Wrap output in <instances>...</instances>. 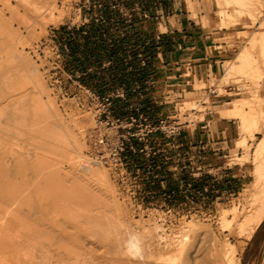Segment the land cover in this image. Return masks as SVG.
I'll list each match as a JSON object with an SVG mask.
<instances>
[{"label": "rangeland", "instance_id": "rangeland-1", "mask_svg": "<svg viewBox=\"0 0 264 264\" xmlns=\"http://www.w3.org/2000/svg\"><path fill=\"white\" fill-rule=\"evenodd\" d=\"M252 1L186 0L234 51L174 89L149 83L156 0H0V264H147L149 248L153 264H203L227 238L239 264H264V219L239 233L264 161V0Z\"/></svg>", "mask_w": 264, "mask_h": 264}, {"label": "crops", "instance_id": "crops-1", "mask_svg": "<svg viewBox=\"0 0 264 264\" xmlns=\"http://www.w3.org/2000/svg\"><path fill=\"white\" fill-rule=\"evenodd\" d=\"M156 1L158 6L155 11L146 15L152 22H148L142 34L147 39L144 45L147 67L154 72L149 83L172 85L178 89L181 85L192 83L194 77L202 78L215 72L218 63L232 55L234 50L225 41L216 40L222 38L220 31L211 27L208 18L202 23V14L194 13V5L187 8L186 0ZM208 91L210 95L217 96L213 89ZM203 135L206 136L204 146L210 144L215 147L222 143L210 140L209 133ZM219 147L221 145L216 146Z\"/></svg>", "mask_w": 264, "mask_h": 264}, {"label": "bare ground", "instance_id": "bare-ground-1", "mask_svg": "<svg viewBox=\"0 0 264 264\" xmlns=\"http://www.w3.org/2000/svg\"><path fill=\"white\" fill-rule=\"evenodd\" d=\"M253 2L254 1H252V0H244V3L250 8L251 7V5L253 4ZM226 2H224V5L226 6V4H225ZM240 4V3H239ZM220 5V4H219ZM191 6V5H190ZM243 9V8H242ZM247 10H248V8H247ZM246 10V11H247ZM250 10V9H249ZM248 10V11H249ZM218 11V10H217ZM222 11H224V10H222ZM249 13V12H248ZM223 15V14H222ZM223 17H224V15H223ZM219 26H220V24H218ZM254 35V34H253ZM262 35H264V34H262ZM255 36V35H254ZM261 38H262V36H261ZM259 40H262L261 41V44L262 43H264V38H262V39H259ZM255 45V44H254ZM260 45V44H259ZM261 46V45H260ZM259 46V47H260ZM262 50H264V49H262ZM261 50V51H262ZM262 53H264V51H262ZM261 54V53H260ZM259 54V55H260ZM245 56H246V54H245ZM250 57V56H249ZM248 57V58H249ZM238 59V58H237ZM241 59V58H240ZM248 60V59H247ZM238 61H241V63L243 64V60H238ZM250 61V60H249ZM230 62V61H229ZM224 64V63H223ZM239 64V63H238ZM242 64H240V65H242ZM245 64H247V63H245ZM230 65V64H229ZM232 65V64H231ZM230 65V66H231ZM236 65V64H235ZM249 65V64H248ZM243 66H244V64H243ZM234 67H237V66H234ZM250 67V66H249ZM225 69V68H224ZM228 69H230V67L228 68ZM232 69V68H231ZM226 70H227V68H226ZM225 74H226V72H225ZM228 74H229V72H228ZM242 87V86H241ZM243 88V87H242ZM192 95V94H191ZM248 101V100H247ZM258 101V100H257ZM246 105H244L243 107H245ZM246 108H248V107H246ZM258 109V111H259V116L261 115V112H262V108L259 106V107H257ZM242 110V109H241ZM246 111V110H245ZM242 112V111H241ZM257 115V114H256ZM247 118H249V117H247ZM246 118V113L244 112H242V114H241V116H240V119H241V122H242V124H243V126L245 127L246 125H247V119ZM257 118V117H256ZM252 119V118H251ZM258 120V119H257ZM249 126V125H248ZM254 126V125H253ZM242 127V126H241ZM245 129H247V128H245ZM250 129V128H249ZM243 130V129H242ZM261 128H259L258 127V131H260L261 132ZM250 131V130H249ZM250 136V135H249ZM242 142V141H241ZM243 144H244V142H242ZM241 143V145H243ZM249 149V148H248ZM262 149H264V137H262V139L261 140H259L258 142H257V146H256V150L257 151H262ZM255 152V151H254ZM262 157H264V156H262ZM262 159V158H261ZM262 160H264V159H262ZM253 181H252V192L250 193V195H249V204L247 203V205H248V209H246V211H247V213H246V220H243V221H245V223H240V225H243V224H245V230H243V228H241V227H243V226H241V227H239V229H240V231H239V233H241V230H242V232H246V233H244V234H246V236H251V234L253 233V231L255 230V228L258 226V224L261 222V220L262 219H264V161H260L258 158H257V156H256V158L254 159V168H253ZM251 189V188H250ZM249 190V189H248ZM249 192V191H248ZM80 194V193H79ZM248 195V194H247ZM80 196V195H79ZM247 197V196H246ZM247 198V199H248ZM234 210V209H233ZM244 210V209H243ZM245 211V212H246ZM239 212H237V214H238ZM242 214V213H241ZM240 215V214H239ZM224 216V215H223ZM241 216V215H240ZM233 217L235 218L236 216L235 215H233ZM233 218V219H234ZM237 218V217H236ZM10 219V218H9ZM242 219H245L244 218V215H243V218ZM4 220V219H3ZM8 220V219H7ZM11 221H13L12 219H11ZM242 221V222H243ZM63 222V221H62ZM65 222V221H64ZM226 222V221H225ZM13 223V222H12ZM10 222L9 221H6V219L4 220V223L3 224H0V225H3L4 227H6V226H10ZM58 226H60V223H59V221H58ZM193 225V224H192ZM192 226H190L189 228H191ZM1 228V227H0ZM60 228V229H59ZM58 229V231H56V236H57V238L58 239H63V238H67V237H69V236H71L72 235V232L70 231V230H68L66 227H64L63 225H61L60 227H59ZM188 228V227H187ZM186 228V229H187ZM185 229V230H186ZM230 229V228H229ZM1 230V229H0ZM189 230V229H188ZM192 230V229H191ZM3 231V230H2ZM5 231V230H4ZM129 231H131V232H129ZM128 232H129V234H128V237L125 239V244H126V246L130 249V250H134V252L136 253V251L140 254V255H142L143 254V256H147V254H148V257H144V259L145 260H147V262L149 263V261L151 262V264H153L152 262H153V260L154 261H156L154 258H155V256H154V253H153V248L151 249V248H149V250L148 249H145V250H148V253H146L147 251H145V255H144V253H143V251H144V248L146 247L145 245L144 246H141V245H143V244H140V240H141V238H142V236H140L139 234H137V233H135V231H133L132 232V230H129ZM187 231V230H186ZM238 233V234H239ZM241 235H243V234H241ZM243 236H245V235H243ZM245 236V237H246ZM143 237H144V234H143ZM186 237H187V235L184 233V234H182L181 235V237H180V239H178V241L176 242V243H174L175 242V240L174 241H172L174 244H177L176 245V249H178L177 251H181L182 250V246H184V241H185V239H186ZM48 239V238H47ZM142 239H146V237H144V238H142ZM228 239V238H227ZM227 239H224L223 240V242H212L213 243V245L214 246H212L213 248V250H212V252H211V254L209 253V257H207L206 259H205V261L204 262H202L203 264H239L238 263V260H237V258H236V252H237V249H238V246L239 245H241L240 244V241H238L237 240V242H236V245H229L228 244V242H226L227 241ZM214 240V239H213ZM216 240V239H215ZM226 240V241H225ZM143 241H146V240H143ZM147 243H149L148 241H147ZM171 244V243H170ZM173 244V245H174ZM172 245V244H171ZM55 246V245H54ZM190 246V245H189ZM198 247H196L197 249H196V251L198 250V248L200 249V246L199 245H197ZM8 247V246H7ZM10 247V246H9ZM14 247V246H13ZM55 247H57V246H55ZM67 249V248H66ZM91 249V248H90ZM183 250H184V248H183ZM58 251V250H57ZM65 253V252H64ZM180 254V253H179ZM57 257L59 256V258L60 257H63L62 255H60V253L58 254L57 253V255H56ZM142 257V256H141ZM157 258H158V256H156ZM160 257V256H159ZM203 257V256H202ZM58 258V260H60ZM149 259V261H148V259ZM160 258H162V257H160ZM178 261H180V263L182 262L183 264H186L187 262H188V260H187V258L185 257V255H183V254H180L178 257ZM63 260V259H62ZM158 260H160L159 258H158ZM162 260H164V257L162 258ZM173 260H175V259H173ZM190 261V260H189ZM83 262V261H82ZM63 263V262H62ZM65 263V262H64ZM63 263V264H64ZM147 263V264H148ZM158 263H160V262H158ZM157 263V264H158ZM181 263V264H182ZM195 263V262H194ZM61 264V263H60ZM131 264H134V263H131ZM137 264V263H136ZM140 264V263H139ZM142 264H144V263H142ZM150 264V263H149ZM154 264H156V262L154 263ZM189 264V263H188Z\"/></svg>", "mask_w": 264, "mask_h": 264}, {"label": "built area", "instance_id": "built-area-1", "mask_svg": "<svg viewBox=\"0 0 264 264\" xmlns=\"http://www.w3.org/2000/svg\"><path fill=\"white\" fill-rule=\"evenodd\" d=\"M160 122H162V121H160ZM118 152H117V149L116 150H113L112 152H111V156H112V158H119V156H118V154H117Z\"/></svg>", "mask_w": 264, "mask_h": 264}]
</instances>
